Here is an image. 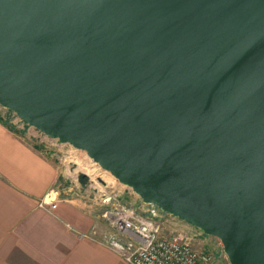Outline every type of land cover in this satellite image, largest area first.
<instances>
[{
  "label": "water",
  "instance_id": "obj_1",
  "mask_svg": "<svg viewBox=\"0 0 264 264\" xmlns=\"http://www.w3.org/2000/svg\"><path fill=\"white\" fill-rule=\"evenodd\" d=\"M0 106L264 264V0H0Z\"/></svg>",
  "mask_w": 264,
  "mask_h": 264
},
{
  "label": "crops",
  "instance_id": "obj_2",
  "mask_svg": "<svg viewBox=\"0 0 264 264\" xmlns=\"http://www.w3.org/2000/svg\"><path fill=\"white\" fill-rule=\"evenodd\" d=\"M58 177L51 158L0 120V264H120L94 204L40 205Z\"/></svg>",
  "mask_w": 264,
  "mask_h": 264
},
{
  "label": "built area",
  "instance_id": "obj_3",
  "mask_svg": "<svg viewBox=\"0 0 264 264\" xmlns=\"http://www.w3.org/2000/svg\"><path fill=\"white\" fill-rule=\"evenodd\" d=\"M96 192L94 208L109 229L104 243L118 254L120 264H229L218 238L212 236L218 248L211 250L201 243L207 235L199 228L157 206L143 201L134 206L113 192L100 188ZM56 200L50 191L40 205L55 208Z\"/></svg>",
  "mask_w": 264,
  "mask_h": 264
},
{
  "label": "rangeland",
  "instance_id": "obj_4",
  "mask_svg": "<svg viewBox=\"0 0 264 264\" xmlns=\"http://www.w3.org/2000/svg\"><path fill=\"white\" fill-rule=\"evenodd\" d=\"M0 119L26 137L57 165L59 177L51 189V196H56L57 200L78 197L84 199L87 204H94L95 207L94 199L98 195L96 189L100 188L113 192L121 202L134 206L142 203L141 198L130 187L121 184L110 172L102 169L85 151L40 133L1 106ZM195 228L192 229L198 232ZM201 243L206 244L211 250L218 248L212 236H202Z\"/></svg>",
  "mask_w": 264,
  "mask_h": 264
},
{
  "label": "trees",
  "instance_id": "obj_5",
  "mask_svg": "<svg viewBox=\"0 0 264 264\" xmlns=\"http://www.w3.org/2000/svg\"><path fill=\"white\" fill-rule=\"evenodd\" d=\"M2 121V119H0ZM3 123H5L4 121H2ZM6 124V123H5ZM7 125V124H6Z\"/></svg>",
  "mask_w": 264,
  "mask_h": 264
}]
</instances>
